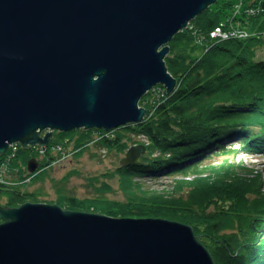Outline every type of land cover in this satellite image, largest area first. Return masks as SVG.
<instances>
[{
	"label": "water",
	"instance_id": "obj_1",
	"mask_svg": "<svg viewBox=\"0 0 264 264\" xmlns=\"http://www.w3.org/2000/svg\"><path fill=\"white\" fill-rule=\"evenodd\" d=\"M216 1L0 0V157L13 144L47 146L52 131L140 124L150 90H175L167 45ZM138 157L131 147L119 165ZM0 264L215 263L179 222L28 202L0 207Z\"/></svg>",
	"mask_w": 264,
	"mask_h": 264
},
{
	"label": "trees",
	"instance_id": "obj_2",
	"mask_svg": "<svg viewBox=\"0 0 264 264\" xmlns=\"http://www.w3.org/2000/svg\"><path fill=\"white\" fill-rule=\"evenodd\" d=\"M236 4L237 0H217L173 37L164 64L176 88L171 95L162 87L148 92L138 103L145 110L140 124L110 132L93 129L58 134L57 143L63 149L72 144L76 158L92 142L121 155L135 145L136 165L118 164L102 177L116 179L120 200L107 198L112 193L110 186L92 177L87 179L92 189L89 197L79 199L57 190L56 200L49 204L118 219L179 222L193 229L215 264H264L261 176L232 161L218 165L194 162L201 156L238 152L264 155V56L257 54L264 48V0H245L237 15L238 27L252 37L218 41L208 35L235 11ZM93 134L96 141H92ZM128 135L142 141H133ZM227 140L237 148H224ZM51 145L52 141L48 147ZM39 151L18 146L14 157L5 162L0 207L39 202L41 191L28 189L37 182L36 173L46 171L60 158V153L52 156L49 150ZM30 160L38 164L33 175L27 172ZM174 175L181 178L173 179L169 192L147 190L142 181ZM186 175L191 178H182Z\"/></svg>",
	"mask_w": 264,
	"mask_h": 264
},
{
	"label": "rangeland",
	"instance_id": "obj_3",
	"mask_svg": "<svg viewBox=\"0 0 264 264\" xmlns=\"http://www.w3.org/2000/svg\"><path fill=\"white\" fill-rule=\"evenodd\" d=\"M226 1H230L232 3L235 2V0H226ZM241 1H244L243 4L245 3V0H237V4L234 7L235 11L229 12V14H227V16L224 19H222L220 23L224 24L225 29L231 28L234 29L235 31L243 32L244 34L247 35V38H249L250 36L252 37V34L249 33L247 30L238 27V26L241 27L240 25L241 23L239 21L240 19H238L237 16L239 11L243 9V4H241ZM220 23H218V25L215 26V28L210 32V34H208L211 40H215L217 33H212V32H214L216 29H220L219 28ZM236 23H238L239 25H237ZM189 25H191V23H189ZM189 25L187 26V28L189 27ZM211 33L213 34V36ZM198 37H202L201 34H198ZM220 38L224 39L225 37H220ZM228 39L231 38H226L225 40ZM216 40L225 41L220 39H216ZM257 54L259 58L264 56V48L258 51ZM157 87L155 88L157 89ZM155 88H153L152 90H154ZM162 90L164 89L162 88ZM138 107L142 108L139 106V104ZM45 133L46 131L40 132L39 133L40 138H43ZM58 134H65V133L52 131V137L50 139V143L52 141V145L49 147L48 145L50 143L47 146L35 145L33 147H26L27 149L36 147L39 148V150L42 149V147H44L45 149H43V151L44 150L51 151L52 156H58L60 153L59 156L60 158H58L54 162V164L51 165L50 168H48L46 171L41 170L40 172L36 173L37 182L28 189L29 191H35V190L41 191L42 196L38 198L39 200L38 203H43V204H49L50 202L53 203L57 197L56 194L57 190H61L65 195H72L79 199L89 197L92 194V189L87 186L88 184L87 179L92 177H97L99 182L105 181L110 186V188L112 189V193L110 192L106 194L107 198L113 200H120V194L117 192L116 179H108V178L103 179L102 177L107 173L113 172L118 167L119 161L124 157V154L123 155L117 154L113 150L108 152L105 148L95 146L94 142H92L89 145L88 149L82 154V156L76 158L75 155H73L74 151L72 144H69L66 148L63 149V147L59 143H57V141H60ZM95 134H93L92 136V141H96ZM128 136H130L133 139V141H139V142L142 141V139H138V137L136 138L135 136L132 135H128ZM225 143L227 142L224 141L223 145ZM13 145L19 146L18 144H13ZM225 145L226 147L223 146L224 148H230V149L237 148L236 147L237 144L233 142L229 143L228 141V144ZM134 146L135 145H133V147ZM8 148L1 157L8 155L7 152ZM38 154H40V151ZM195 161L196 164L200 163L201 165H218L220 164V162L232 161L235 164H241L248 171H252L256 174H259L262 180L264 181V155L238 152L236 154L229 153L222 156H218V155L208 156L207 158L201 156L200 158L198 157L196 160H194V162ZM3 162H5V159L0 161V163ZM5 169H6L5 166L0 167V184L4 183L1 177L3 178L6 177V171H4ZM70 173L72 174L68 176V174ZM66 177H67L66 181L62 182L63 179H65ZM179 178L181 177L175 175L170 177L157 176L156 180L142 179V181L144 182L145 188L147 190L155 191V192H159V191L169 192L171 191V185L173 181ZM182 178L189 180L191 177H189V175H186Z\"/></svg>",
	"mask_w": 264,
	"mask_h": 264
},
{
	"label": "built area",
	"instance_id": "obj_4",
	"mask_svg": "<svg viewBox=\"0 0 264 264\" xmlns=\"http://www.w3.org/2000/svg\"><path fill=\"white\" fill-rule=\"evenodd\" d=\"M219 28L220 29H216L214 32H212V33H217L215 39L225 40L226 38H231V39L242 40V39L247 38V35L244 34L243 32L235 31L234 29H231V28L225 29L224 24H220ZM212 36H213V34H212ZM220 37H225V38L221 39ZM152 91H154V90H152ZM17 147H18L17 145H13V146L10 145L9 146L8 151H7L8 155L3 157V159H5V162L11 160L14 157V153H15ZM43 149H45V148L42 147V149H40V151H42ZM5 162L1 163L0 167H3Z\"/></svg>",
	"mask_w": 264,
	"mask_h": 264
}]
</instances>
